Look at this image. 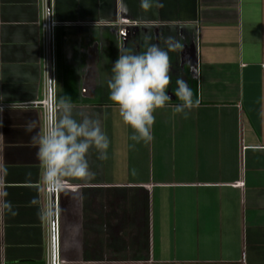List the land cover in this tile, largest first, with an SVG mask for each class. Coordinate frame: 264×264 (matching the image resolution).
<instances>
[{
    "label": "crops",
    "instance_id": "1",
    "mask_svg": "<svg viewBox=\"0 0 264 264\" xmlns=\"http://www.w3.org/2000/svg\"><path fill=\"white\" fill-rule=\"evenodd\" d=\"M163 5L0 0V264H45L50 232L65 264H264V0ZM143 33L176 36L183 47L169 54L170 103L154 113L152 140L133 145L104 78L121 43L131 47ZM177 76L199 101L187 117L171 110ZM61 95L74 114L99 121L109 147L104 160L89 150L92 175L53 191L49 232L31 137L41 102ZM173 220L184 232L235 223L240 252L205 263L156 257L154 234Z\"/></svg>",
    "mask_w": 264,
    "mask_h": 264
},
{
    "label": "clouds",
    "instance_id": "2",
    "mask_svg": "<svg viewBox=\"0 0 264 264\" xmlns=\"http://www.w3.org/2000/svg\"><path fill=\"white\" fill-rule=\"evenodd\" d=\"M139 6L149 11L164 5L163 0H139ZM182 47L181 38L149 33L141 34L131 47L123 43L118 47V56L105 73L104 87L121 122L131 129L128 139L133 145L152 140L154 113L170 103L166 94L171 79L169 54L181 51ZM188 63L191 65V61ZM173 94L176 97L171 109L173 114L187 117L188 110L199 103L194 100L187 82L179 76L175 79ZM34 124L29 122L26 131L31 132ZM31 140L41 168L40 182L52 190L59 189L65 179L92 175L87 160L89 150H95L97 158L104 160L109 147V139L99 121L85 113L74 114L73 101L65 95L49 101L43 111L41 129ZM0 171L7 173L6 168ZM3 207L11 210L8 202Z\"/></svg>",
    "mask_w": 264,
    "mask_h": 264
},
{
    "label": "rangeland",
    "instance_id": "3",
    "mask_svg": "<svg viewBox=\"0 0 264 264\" xmlns=\"http://www.w3.org/2000/svg\"><path fill=\"white\" fill-rule=\"evenodd\" d=\"M170 224L165 232L154 234L156 257L161 250L163 257L171 262L205 263L236 258L240 252L241 232L235 223L218 226L216 232L178 231L174 220ZM205 228L212 230L216 227ZM160 243L163 245L162 249H160Z\"/></svg>",
    "mask_w": 264,
    "mask_h": 264
},
{
    "label": "built area",
    "instance_id": "4",
    "mask_svg": "<svg viewBox=\"0 0 264 264\" xmlns=\"http://www.w3.org/2000/svg\"><path fill=\"white\" fill-rule=\"evenodd\" d=\"M43 28H44V30H46V28H47L46 24H43ZM46 55H47V52H46ZM46 75H47V73H46ZM47 79H48V77L46 78V80ZM47 94H48V92H47V89H46V97H47ZM48 103H49V100H47V98H44V100L41 102L40 105L42 106L43 111H44L45 107L48 105ZM59 189L52 190V189H49V188L45 187L46 212H47V220H48V224H49V232H50V229H53V226H52L53 225L52 224V212H53V209H52L51 198L50 197H51V194L53 193V191L57 192ZM45 264H65V263H63L60 260H56L55 257H54L53 235H52L51 232L49 233V239H48V242H47Z\"/></svg>",
    "mask_w": 264,
    "mask_h": 264
},
{
    "label": "water",
    "instance_id": "5",
    "mask_svg": "<svg viewBox=\"0 0 264 264\" xmlns=\"http://www.w3.org/2000/svg\"><path fill=\"white\" fill-rule=\"evenodd\" d=\"M49 80L50 79H48V83H49ZM50 198H51V205H52V209H53V193L51 194V197Z\"/></svg>",
    "mask_w": 264,
    "mask_h": 264
}]
</instances>
